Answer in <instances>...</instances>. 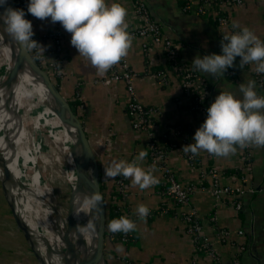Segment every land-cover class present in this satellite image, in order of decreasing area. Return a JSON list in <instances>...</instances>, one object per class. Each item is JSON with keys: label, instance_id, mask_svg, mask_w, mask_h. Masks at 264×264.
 I'll use <instances>...</instances> for the list:
<instances>
[{"label": "crops", "instance_id": "1", "mask_svg": "<svg viewBox=\"0 0 264 264\" xmlns=\"http://www.w3.org/2000/svg\"><path fill=\"white\" fill-rule=\"evenodd\" d=\"M142 1L146 3L151 17L162 26L163 33L182 44L178 53L180 61L193 68L192 61L196 56L221 54V40L217 36L220 29L209 17L182 12L179 0ZM192 2L194 5L196 0ZM112 3H119L127 10L128 30L138 24L139 18L133 12L132 0H106V4ZM27 16L32 23L35 41L45 48L44 52L39 47L37 50L49 58L52 42L42 36L55 29L61 32L62 59L58 66L59 77L52 82H57L58 92L67 100H75L73 94L78 82L79 98L76 101L82 115L83 130L95 159L97 176L104 181L106 189L110 190L109 185L113 183L114 178L105 177L104 169L114 160L131 163L144 151L146 142L144 131H136L130 127L124 110V85L121 81H112L109 84L93 83L94 79L105 74L99 75L89 61L79 56L70 44L71 34L66 32L59 22L51 23L50 18L40 20L28 13ZM230 22L240 31L248 28L263 41L264 0H243L242 5L231 9ZM125 59L129 68L136 74L132 83L138 100L156 111L152 116L155 133L164 128L178 126L185 134L184 145L180 143L179 136L169 138V143L173 142L175 147L168 149L166 163L180 182L195 185L189 202L197 210L202 232L211 240L224 262L236 250L237 244L242 242L245 249L238 255L237 264H264V147L250 145L249 161L243 159L244 148L237 146L236 153L227 157H217L202 150L197 155L198 165L189 163L186 158L188 153L182 151V146L192 142V137L203 120L197 113L188 110L189 98L181 90L176 77L170 76L164 84L155 76V71L163 69L165 65L159 45L151 46L143 52L140 38H132ZM231 69L235 72L234 77L224 73L217 74L214 78L196 71L209 88V105L220 93H230L235 99H242L240 84L247 86L249 81H254L249 71L239 67L238 58ZM254 91L258 97H263L261 88L256 84ZM260 111L264 113V109ZM138 166L145 171L151 168L146 157L138 162ZM208 167H214L219 172V182L222 185L253 189L252 192L244 191L239 196L240 208L237 211L226 201L215 203L209 189V178H200V170ZM14 176L16 177V174ZM199 181H202V187L199 186ZM124 189L125 197L120 200L121 213L133 221L136 228L135 231L129 232L130 239L127 242L108 236V255L113 258L110 263L121 264L123 259H129L137 264H187L193 257L192 243L190 237L183 232V223L174 213L178 209L177 206L162 196L156 187L141 190L132 185L130 178H125ZM6 196L11 199L9 195ZM141 204L149 209L145 220L139 219L135 214ZM7 205L5 209L11 211L12 208ZM53 206H56L58 211L64 210L60 204ZM67 206L68 204L63 212L65 215ZM161 206L167 207V212H159L157 209ZM212 211L216 215L215 225L211 224L207 217ZM5 224L7 223L0 222V227H6ZM9 224L7 225L11 229L15 228L14 220L13 227ZM215 227H223L230 232L241 229L242 236L232 233L229 239L223 242L215 235ZM118 248H122V251H117Z\"/></svg>", "mask_w": 264, "mask_h": 264}, {"label": "clouds", "instance_id": "2", "mask_svg": "<svg viewBox=\"0 0 264 264\" xmlns=\"http://www.w3.org/2000/svg\"><path fill=\"white\" fill-rule=\"evenodd\" d=\"M0 7L4 8L0 13V28L3 32L23 48L39 47L44 52L45 48L32 39V23L24 18L25 11L8 7L7 0H0ZM27 13L40 20L50 18L53 24L59 22L71 34V46L101 76L128 55L132 44L126 22L127 10L119 3L108 5L106 0H29ZM220 47L219 55L196 56L192 61L193 70L215 78L217 74H224L233 68L234 61L239 57L240 68L255 63V71L264 73V42L248 28L224 36ZM254 87L255 81H249L247 86L240 84V100L230 93L217 95L206 109V118L195 131L192 142L182 146V151L198 155L203 150L217 157H227L236 153L237 146L264 147V113L260 111L264 109V97H258ZM147 155L146 151H141L131 163L114 160L104 169V175L108 178H130L132 185L141 190L154 186L159 183L152 174L156 171L155 165L147 171L138 166V162L143 161ZM101 199L99 194H95L86 203L95 208ZM135 214L145 220L149 209L141 204ZM107 227L111 233L127 234L135 231L136 225L128 218L120 217L111 220ZM93 228L91 222L86 225V230ZM117 251H122V248Z\"/></svg>", "mask_w": 264, "mask_h": 264}, {"label": "built area", "instance_id": "3", "mask_svg": "<svg viewBox=\"0 0 264 264\" xmlns=\"http://www.w3.org/2000/svg\"><path fill=\"white\" fill-rule=\"evenodd\" d=\"M181 1L180 10L182 12H193L202 16L209 17L218 29L217 36L222 41L226 35H232L240 32L234 28L230 22V12L235 6L242 5L243 0H196L193 5L192 0ZM29 0H13V9H22L25 11V19L29 20L27 16V4ZM133 12L139 18L137 25L132 26L128 32L132 38H140L141 49L146 52L151 46L159 45L161 55L164 62L163 69L155 71V76L162 83H167L170 76L178 79L179 85L183 93L189 98L188 110L197 113L203 120H205L207 112L206 109L210 106L209 88L202 81L200 76L193 68L178 58L179 48L181 43L169 38L162 31V26L155 21L142 0H132ZM45 39H50L52 42V49L50 51V58L37 50V48H27L30 56L36 65L48 76V78H58V66L62 59L61 56V32L57 29L48 32L42 36ZM35 40V37H32ZM264 42V39L263 41ZM240 60L239 57H237ZM255 63H249L243 66L249 71L255 84L261 88L264 97V73H257ZM133 72L124 58L119 63L111 67L101 78H96L93 83L109 84L112 81H121L124 85L126 100L124 103V110L129 118L130 127L136 131H144L146 133L145 149L148 153L146 156L147 163L150 167L155 165L156 171L153 174L159 181L154 187L157 191L171 201L174 206L178 208L175 215L183 223V232L191 239L193 257L189 259L187 264H237L238 255L245 249L242 242L238 243L236 250L230 255L227 261H223L216 252L211 240L202 232L201 224L197 210L189 202L190 195L195 189L193 183L180 182L174 172L166 163L168 149L175 147L173 142L169 143L170 137L179 136L180 143L184 145L186 142L185 134H183L180 127L164 128L159 133H155L153 129L152 116L156 113L151 106H146L141 103L136 95L132 80L135 77ZM226 76L234 77L235 72L229 68L225 72ZM78 82L75 84L74 99L78 101L79 93L77 91ZM168 142V143H167ZM250 146L245 147L242 153L245 161L250 160ZM186 158L189 163L198 165L197 155L188 153ZM209 178V189L212 193L215 203L226 201L234 210L240 208L239 196L244 192H252L251 187H231L222 185L219 182V172L214 167H208L200 170V178ZM202 181H199V186L202 187ZM125 178L117 176L113 179L114 189L119 195L120 200L125 197L124 189ZM120 202V201H119ZM114 205L113 219L124 217L121 213V202ZM216 205V204H215ZM159 212H167V207L161 206L157 209ZM208 220L211 224H216V215L214 211L208 214ZM242 236V230H233L230 232L223 227H215V235L220 241H227L231 234ZM117 234V236H115ZM110 238L117 237L121 242H127L130 239V234L124 233H109ZM121 264H137L129 259H123Z\"/></svg>", "mask_w": 264, "mask_h": 264}, {"label": "bare ground", "instance_id": "4", "mask_svg": "<svg viewBox=\"0 0 264 264\" xmlns=\"http://www.w3.org/2000/svg\"><path fill=\"white\" fill-rule=\"evenodd\" d=\"M3 11L4 8L0 7V13ZM0 24H2V21H0ZM2 30L0 28V37H2L0 38V136L3 135L0 137V143L2 144L0 147V160L6 166L4 179L9 173L7 177V179L9 178V191L15 190L17 193L25 194V203L31 210L37 212V216H41L42 220H45L44 216L47 213L53 211L51 208L52 203L50 204V200L48 201L45 198V191L41 187L40 175L35 170V159L38 156L41 157V152L44 150L41 149L39 140L34 143L33 149H29V151L24 149L23 128L22 125H17V121L23 119L21 113L23 114L26 111L31 113L33 108H39V113L34 117V124L44 125L50 138L59 141L62 144L60 146L61 151L66 154L68 164L66 180L70 185V203H68L66 214H69L67 228L70 230L67 234L66 239L68 242L66 243L62 241L64 235H61L65 228V222H63L59 213L54 210L51 223L59 227V234L53 232L50 239L44 237L43 232L38 229V222H36L37 231H34L33 234L34 237H38V240L35 242L33 240L31 247L36 249L35 254L40 264H65V261L71 255L67 254L68 251L64 252L63 250L66 249L67 245L72 244L74 246V256L70 264H84L93 255L96 226L94 208L86 203L87 199L92 196L87 181L90 166L85 162L74 127L67 121L63 111L50 103L51 96L41 82L43 80L41 74L27 62L22 63L15 74L11 73L14 50L8 48ZM19 92L21 95H19ZM12 160L17 167L14 172L10 167V161ZM85 163L86 165H84ZM26 167L33 169L29 176H25L23 173ZM13 173L16 174V177ZM11 208L14 212L12 204ZM18 221L22 223L20 220ZM89 222L93 223L94 228L86 230V225ZM42 223L40 226L43 227ZM97 264L102 263L98 262Z\"/></svg>", "mask_w": 264, "mask_h": 264}, {"label": "rangeland", "instance_id": "5", "mask_svg": "<svg viewBox=\"0 0 264 264\" xmlns=\"http://www.w3.org/2000/svg\"><path fill=\"white\" fill-rule=\"evenodd\" d=\"M38 109H36L35 107L31 110V113L24 112V114L22 115V121L18 120L17 125H22L23 128L22 137L24 142V149L29 151V149L34 148L35 142H37L38 140L40 141L41 149L44 151L41 152V157L37 155L38 158L35 159V170L40 175L41 187L45 191V198L48 201L50 200V204L52 203L51 208L53 209V211L57 209L56 206H53L54 203L60 204V207L65 210L66 204H68V199L70 196V185L66 180V175L68 173L66 154L61 151L60 146L62 144H60V142L56 139L50 138L47 133V128L44 127V125L34 124V117L39 113ZM38 164L41 165L38 166ZM5 167L6 166L4 165V163L0 160V222L7 224H9L8 222H10L11 226L13 227L14 220L16 230L14 231L15 228L11 229L7 224H5L6 227H0V264H40L38 262V257L35 254L36 249H30L26 242L28 241L31 245L33 243V240L34 242L38 240V237H34L33 234L34 231H37L36 222H38L39 224V231L43 232L44 237H49V239L53 232H57L59 234L60 229L59 227H57L56 224L51 223V220L54 217L53 211L47 213V215L44 216L46 221L42 220L41 216H37V212L31 210V208H29L28 205L25 203V194L19 192L17 193V191L15 190L9 191V178L7 179L9 173L6 179H4V176L6 174ZM10 167L11 170L14 169V171L17 168L13 160L10 161ZM32 171V168L26 167L23 173L25 176H29ZM48 176H51V179ZM6 194L10 196V200L7 198ZM7 204H9L10 207L12 204L15 213L11 212L12 210L9 211L8 209H5V207H8ZM56 211L59 213V216L63 219V222H65V228L61 232V235L63 234L64 236L63 239H61L62 241L67 243L68 240L66 238L68 237L67 234H69L70 230L69 228H67L69 214L65 215L62 211ZM16 216L24 225L20 223L18 219H16ZM41 221H44L45 223H42ZM41 223L43 224V227L40 226ZM6 233L9 235H6ZM73 250L74 246H72V244L67 245L66 249L63 250L64 252L68 251L67 254L71 255L69 258H67L65 264H70L72 262V258L74 256Z\"/></svg>", "mask_w": 264, "mask_h": 264}, {"label": "water", "instance_id": "6", "mask_svg": "<svg viewBox=\"0 0 264 264\" xmlns=\"http://www.w3.org/2000/svg\"><path fill=\"white\" fill-rule=\"evenodd\" d=\"M7 6L13 8V0H7ZM2 35L7 43L8 48H11L14 50V61L11 69V73L15 74L16 71L20 68L21 64L24 62L29 63L30 66H32L37 72L41 74L43 77V80L41 81L47 90L49 91V94L51 96L50 103L54 107L60 108L67 121L74 127L79 143V147L84 154L85 162L89 164V172L87 173L88 176V186L92 193V195L99 194L101 196L100 190H99V183H98V176H97V170H96V163L93 156V153L91 151V148L88 144L87 138L85 136V133L83 131V127L79 119L74 115L72 110L70 109V106L65 98H63L58 90L55 88V85L53 82H51L48 78V76L36 65L32 57L30 56L28 50L26 48H23L21 45L13 41L6 33L2 30ZM51 106V105H50ZM86 163L84 165H86ZM102 198V196H101ZM70 199V196H69ZM68 199V203H70V200ZM13 212V211H12ZM95 212V238H94V251L92 257L89 259L88 262H85L84 264H97L98 262H101L102 264H105L104 256H103V233H104V203L103 199H101V202L98 204L97 207L94 208ZM27 245L30 249H32L31 245L28 241ZM33 250V249H32Z\"/></svg>", "mask_w": 264, "mask_h": 264}, {"label": "trees", "instance_id": "7", "mask_svg": "<svg viewBox=\"0 0 264 264\" xmlns=\"http://www.w3.org/2000/svg\"><path fill=\"white\" fill-rule=\"evenodd\" d=\"M179 3L181 5L182 2L179 1ZM49 80L52 82L53 78L50 77ZM54 85H55V88L58 90L57 82H55ZM19 95H21L20 92H19ZM67 102H68V104L70 106V109L74 113V115L79 119V121L82 124V115H81V112L77 108V101L73 100V99H68ZM20 113H21V111H20ZM26 113H27V111H26ZM23 114L21 113V115H23ZM98 183H99V190H100V193H101V196H102V199H103V203H104L103 256H104L105 264H111L110 261L113 258H111V256L108 255V250H107V245H106V241L108 239V234L110 233V231L108 230L107 226H108V223L111 220H113V217H115V215L113 213V209H114L113 208L114 207L113 204H117L120 201V198H119L118 193L114 189V184L113 183L109 185L110 186V190L106 189L104 181L101 178H98ZM115 236H117V234H115ZM115 238H117V237H115ZM3 241H5V240H3ZM117 264H119V262Z\"/></svg>", "mask_w": 264, "mask_h": 264}]
</instances>
